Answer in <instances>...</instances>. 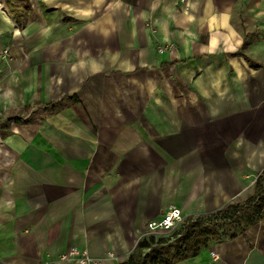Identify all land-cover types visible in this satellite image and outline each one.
I'll use <instances>...</instances> for the list:
<instances>
[{"label":"crops","instance_id":"crops-1","mask_svg":"<svg viewBox=\"0 0 264 264\" xmlns=\"http://www.w3.org/2000/svg\"><path fill=\"white\" fill-rule=\"evenodd\" d=\"M0 130V263L122 262L168 207L254 195L264 0H0ZM178 264H264V217Z\"/></svg>","mask_w":264,"mask_h":264},{"label":"trees","instance_id":"trees-1","mask_svg":"<svg viewBox=\"0 0 264 264\" xmlns=\"http://www.w3.org/2000/svg\"><path fill=\"white\" fill-rule=\"evenodd\" d=\"M77 101L75 94L63 97L30 112L28 119L41 121L45 116L57 113ZM30 109V106L23 107L25 112ZM22 119L20 116L11 118L13 121ZM0 134L4 136L5 132L0 130ZM262 217L264 172L257 177L256 190L252 197L243 202H231L214 212L184 217L182 222L165 233L143 235L128 257L117 264H178L197 255L203 248L245 234L247 228Z\"/></svg>","mask_w":264,"mask_h":264},{"label":"built area","instance_id":"built-area-1","mask_svg":"<svg viewBox=\"0 0 264 264\" xmlns=\"http://www.w3.org/2000/svg\"><path fill=\"white\" fill-rule=\"evenodd\" d=\"M165 47L161 46L158 51L162 53ZM8 49H3L1 57L7 56ZM184 216L181 209L178 206H170L163 213L159 220L149 221L146 225V231L144 235L147 234H162L174 227H176L180 222H182ZM213 259H219V255L213 250L210 251ZM115 255L111 252L107 253L104 257H93L90 255L89 251L85 247L71 246L66 251L59 254L56 260L57 264H106L108 260H113Z\"/></svg>","mask_w":264,"mask_h":264},{"label":"rangeland","instance_id":"rangeland-1","mask_svg":"<svg viewBox=\"0 0 264 264\" xmlns=\"http://www.w3.org/2000/svg\"><path fill=\"white\" fill-rule=\"evenodd\" d=\"M246 221V219H244V222ZM223 231H225V229H223Z\"/></svg>","mask_w":264,"mask_h":264}]
</instances>
